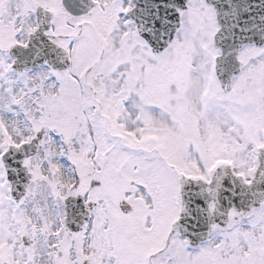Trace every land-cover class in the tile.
Wrapping results in <instances>:
<instances>
[{"label": "snow or ice", "instance_id": "1", "mask_svg": "<svg viewBox=\"0 0 264 264\" xmlns=\"http://www.w3.org/2000/svg\"><path fill=\"white\" fill-rule=\"evenodd\" d=\"M0 264H264V0H0Z\"/></svg>", "mask_w": 264, "mask_h": 264}]
</instances>
